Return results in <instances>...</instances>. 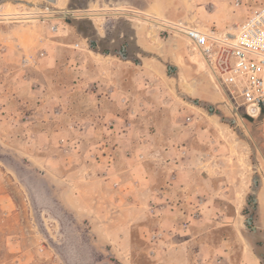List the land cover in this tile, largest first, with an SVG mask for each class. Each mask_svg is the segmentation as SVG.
Listing matches in <instances>:
<instances>
[{
    "label": "rangeland",
    "instance_id": "1",
    "mask_svg": "<svg viewBox=\"0 0 264 264\" xmlns=\"http://www.w3.org/2000/svg\"><path fill=\"white\" fill-rule=\"evenodd\" d=\"M5 1L0 13L19 20L0 23V264H264V132L232 108L173 30L226 32L212 22L225 16L233 31L244 10L234 0H212L214 8L208 0H88L74 11L70 0L45 9V0ZM126 43L123 60L116 51ZM100 97L117 118L98 121L87 100ZM41 123L60 132L45 146V136L31 137L34 148L27 132ZM102 135L106 146L95 148ZM108 169L116 188L98 180ZM145 175L153 189L179 183L175 203L188 194L202 203L189 234L155 256L140 230ZM255 176L256 233L246 224Z\"/></svg>",
    "mask_w": 264,
    "mask_h": 264
},
{
    "label": "built area",
    "instance_id": "2",
    "mask_svg": "<svg viewBox=\"0 0 264 264\" xmlns=\"http://www.w3.org/2000/svg\"><path fill=\"white\" fill-rule=\"evenodd\" d=\"M252 3L257 2L234 0L235 7L242 8L246 17L233 31L217 32L213 28L186 23H179L173 30L184 37L189 51L197 53L215 87L224 99L234 104L232 108L254 118L264 132V1L255 8H250ZM16 17L15 14L0 13V23L18 22ZM30 60L25 57L23 62L26 65ZM59 114L57 111L56 115ZM112 162L110 157L108 165ZM113 187H118V183ZM186 226L187 223L182 228ZM161 239L162 234L154 232L150 242Z\"/></svg>",
    "mask_w": 264,
    "mask_h": 264
},
{
    "label": "crops",
    "instance_id": "3",
    "mask_svg": "<svg viewBox=\"0 0 264 264\" xmlns=\"http://www.w3.org/2000/svg\"><path fill=\"white\" fill-rule=\"evenodd\" d=\"M212 2H213L212 0H208V4L209 5L211 4L212 7L214 8ZM206 18H211V17L208 16ZM224 19H225V16L221 20H217L214 18L212 19L214 20L212 22L216 23L215 26L217 27L219 31H230L229 27L232 23H226ZM33 86L35 87V89L33 88ZM38 94H39V89L37 85L31 84L30 88L27 90V95L29 96V99L32 98L35 101L38 100V97H37ZM61 98H62L61 100H63L65 96H62ZM87 102L91 104V107L93 110L92 112L96 114L95 116L98 118V121L100 123H102L101 120L103 118H106L107 121L117 118L116 110L110 101H107L106 99H103L102 97H100L97 100H93V101L87 100ZM90 102H93V103H90ZM35 116L36 115L34 114H30L27 117L25 116V118H27L28 120H31V118ZM23 117L18 115L17 122L21 123L22 122L21 118ZM42 117L44 118V120H47L48 118H51V114L43 113ZM100 123H97L98 131L102 132V134H105L106 129L108 130L109 127L108 126L105 127L104 124H100ZM38 127H37V124H35L32 127H30L27 132L28 136L30 137L29 139V141L31 142L30 144L34 148L37 147L36 139L33 140L31 139V137L38 138L41 136L43 137L45 136L43 139L44 146H45L48 143V141H46L48 137L50 139H54L55 135L53 134H57L58 132H60L59 129H56V127H55L56 130H54L53 125L50 123H44L42 124V127L41 126H38ZM110 130H111V133H114L112 129ZM105 141H106V137L104 135L102 139L97 140L96 144H94V147L97 148V146H102L101 144L105 145ZM152 145H153L152 143H149V144L147 143L146 148H152ZM167 154H170V153L167 152ZM170 156L171 155H169L167 159L174 161V163L176 161L181 162V159L179 158L176 159L175 157L171 158ZM101 160H102V164H99ZM96 162H97L98 167L103 166L104 169L106 168V166H104L102 158H99L98 160H96ZM110 172H111L110 169H108V171L103 170L102 174L98 177V180L105 185L113 186L114 183H117V180L113 175L110 174ZM147 176L145 175L141 177L142 178L141 182H143L146 188V190H144L142 193L144 194L145 198H147L148 200L147 209L145 211L147 213L148 219H147V222L144 223V225L140 226L141 228L140 230H145L146 233L143 236V238L146 240V242L150 244L149 254L150 256H155L161 251L165 252L164 250L165 247L167 248L168 246L171 245V244H168L169 241H177L176 239H178L179 241V238H181L182 236L183 237L187 236V234H189L190 228L192 224L194 223L195 217L200 218V215L197 212L200 211L202 203H196V204L191 203L193 199L192 194L190 195L188 194V197L185 199V202L183 201L182 203H180L179 201H177L175 203L174 199H176L177 194H178L177 193L178 189L176 188L180 186L179 183H177L176 185H173L174 187H172L170 184L169 185L165 184L163 188L153 189L152 188L153 187L152 184L154 182L153 175H150V177H147ZM68 177L69 175L66 176L65 179H67ZM62 180H64V178H62ZM121 188H123V186H121L120 189H118L120 190V193L118 192L117 195L119 196L122 195L123 197L126 198L127 196L126 194H128L129 192L127 189L124 188V190H122ZM63 204H66V203L63 202ZM174 219H176V221H174ZM177 220L182 221V222L179 223V221ZM186 223H187L186 228H182L183 224H186ZM94 230L95 229L93 227L91 230V234L93 238L96 239L97 237H96V233ZM170 231H172V233H170ZM154 232L161 233L162 239L155 243H151L150 237H151V234H153ZM96 242L99 244L101 241L99 238H97Z\"/></svg>",
    "mask_w": 264,
    "mask_h": 264
},
{
    "label": "water",
    "instance_id": "4",
    "mask_svg": "<svg viewBox=\"0 0 264 264\" xmlns=\"http://www.w3.org/2000/svg\"><path fill=\"white\" fill-rule=\"evenodd\" d=\"M6 1L5 0H0V4H2V3H5ZM21 1H15V3H20ZM48 3H52V4H54V5H57L58 4V0H45V4L44 5H38V7H40V8H42V9H45V8H47L46 7V5L48 4ZM27 5H30L29 3H26ZM230 37H233V35H230ZM120 57H121V59H123V60H128L129 58H128V56H125L123 53H117ZM132 60V59H131ZM190 102H192L193 104H195V105H199L200 104V102L199 101H197V100H190ZM204 106H207L208 107V109L210 110V111H213V107L211 106V105H208V104H203ZM242 115V117L244 118V119H246L247 121H249V122H254V118H252V117H250L249 115H247V114H241ZM233 123L235 122V120H233L232 121ZM258 188H259V185H258V179H257V177L255 176L254 178H253V187H252V189H251V199H250V203L252 204V207L249 209V215L247 216V218H246V224H247V226L248 227H250V229L254 232V233H256L257 232V230H256V228H255V226L253 225L254 224V212H255V210H256V204H257V192H258Z\"/></svg>",
    "mask_w": 264,
    "mask_h": 264
},
{
    "label": "flooded vegetation",
    "instance_id": "5",
    "mask_svg": "<svg viewBox=\"0 0 264 264\" xmlns=\"http://www.w3.org/2000/svg\"><path fill=\"white\" fill-rule=\"evenodd\" d=\"M88 0H70L68 5L69 8L68 10H73L74 9H83V7L86 6ZM90 44L94 46H99V42L90 40ZM131 52V47L129 46L128 43L121 45V47L116 51V53H123L125 56H128L129 53ZM264 258V256H262Z\"/></svg>",
    "mask_w": 264,
    "mask_h": 264
},
{
    "label": "bare ground",
    "instance_id": "6",
    "mask_svg": "<svg viewBox=\"0 0 264 264\" xmlns=\"http://www.w3.org/2000/svg\"><path fill=\"white\" fill-rule=\"evenodd\" d=\"M23 14L25 15L26 13H23ZM23 14H22V15H23ZM29 14H30V13H29ZM155 41H156V40H155ZM187 89H188V88H187ZM257 201H258V196H257Z\"/></svg>",
    "mask_w": 264,
    "mask_h": 264
}]
</instances>
